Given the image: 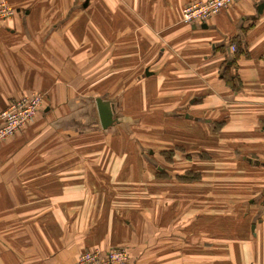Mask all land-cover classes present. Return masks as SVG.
Wrapping results in <instances>:
<instances>
[{
    "label": "crops",
    "instance_id": "obj_1",
    "mask_svg": "<svg viewBox=\"0 0 264 264\" xmlns=\"http://www.w3.org/2000/svg\"><path fill=\"white\" fill-rule=\"evenodd\" d=\"M6 1L16 14L0 23V112L6 102L25 92L46 93L50 106L46 114L38 113L34 122L0 145V264H74L84 251L114 245H128L130 264H222L220 258L229 264L228 255L235 260L247 254L245 243L236 241L231 230H218L216 222L226 218L224 214H198V191H192V185L198 187V179H161L170 194L165 209L171 214L155 213L159 199L150 193L147 200L152 208L144 219L141 202L132 194L124 195L122 186L117 196L108 191L102 197L100 192L97 198L93 196L95 186L90 180H75L80 165L69 154L70 149L56 147L58 132H39L49 121L58 122L61 118L53 114L63 113L65 108L89 109L84 113L87 117L78 118L75 110L66 114L63 126L75 128V132L65 133L67 138L83 136L85 130L78 128L90 125L95 129L93 123L101 126L97 98L110 100L115 112L117 104L99 93L95 100L76 96L75 79L105 76L113 61L120 66L145 61L143 76L135 65L116 67L114 75L121 79L124 70H131V89L144 76H163L164 92L198 93V101L177 109L192 107L198 118L216 124L213 138L219 141L222 137L239 146L227 152L214 150L228 164L211 165L208 172L200 170V181L220 192L216 197L230 198L240 184L250 182L245 178L249 173L243 176L232 164L233 156L264 169V11L258 12L264 0H241L206 22L190 25L182 21V10L198 0ZM247 25H252L248 31ZM234 44L238 50L231 49ZM169 47L176 55L180 53L181 61L197 68L196 84H186L193 80L187 73L174 72L181 65L173 64L179 59L169 54ZM184 114V118L190 117L188 112ZM119 116L123 124L125 117ZM194 162L198 165V157ZM187 165L186 172L198 173V168L195 171ZM84 166L82 172H97L96 181L104 182L102 166L97 170L94 165ZM163 169L167 168L157 167L161 173ZM212 197L211 206L218 205ZM208 215L214 218L206 224ZM204 228L210 238L205 240L208 243L198 244V237L205 235L198 230Z\"/></svg>",
    "mask_w": 264,
    "mask_h": 264
},
{
    "label": "rangeland",
    "instance_id": "obj_2",
    "mask_svg": "<svg viewBox=\"0 0 264 264\" xmlns=\"http://www.w3.org/2000/svg\"><path fill=\"white\" fill-rule=\"evenodd\" d=\"M240 1L241 0H239V2ZM15 14L14 8L8 1L0 0V23L8 22L14 18ZM182 21L189 25L191 24L183 20V10ZM251 27L252 25H247L245 30L248 31ZM234 46L236 50H238L235 44ZM169 54L173 56L176 55L172 47H169ZM179 54L176 55L179 61H173V64L180 63L181 66H178V64L176 66L177 69L174 68V72L187 73L193 80L188 79L186 84H196V81H198V76L196 75L197 68L187 61H181L182 57ZM146 64L147 62L139 60L138 62H124L120 66L119 62L113 61L111 66H109V68L107 67L105 76L94 75L88 77L86 75L83 79H75V87L79 91L74 93L76 96L95 100L93 97L99 93L98 95L109 97L117 104L118 108L116 109L115 117L119 119V124L115 123L113 128L108 129V132H104L100 124H94V120L91 121L92 119H88V122L93 123V126L96 127L95 129L89 128L90 125L84 126L78 128L80 130H85L83 136H75L74 139L70 137L67 138L65 133L75 132V128L63 126L66 124L67 120L66 114L73 113L75 110L77 112L76 115H79L78 118L87 117V114L84 113L89 111V109L82 107L80 109L65 108L63 109V113H54V117H60L61 119L58 122L49 121L39 133L46 134L50 132V130L58 132V140L60 143L56 147L60 150L70 149L69 154L74 156L72 158H74L75 163L80 165L77 166V168H80L76 170L75 180H90L95 186V189H92L93 196L97 198L100 192L102 197L107 191L117 196L119 195L118 188L122 186L124 195L129 196L132 194L134 198L139 199L142 204V215H145L144 219H146V214L150 212L152 208V204H149L147 200L150 193L159 199V201L156 202L157 210H155V213L159 215L165 213L168 215L171 214L169 210L165 209L169 206L168 199L170 194L167 193L166 182L161 179H166L170 176L186 181L198 179V187L194 188V185H192V191H198V214L207 211L209 213L219 212L224 214L226 218H220V220L216 222V226L219 227L218 230H231L235 240H239L240 244H242V240V242L245 243V247L249 250L247 254H244L242 257L238 256L240 258H236L235 260L231 259L228 255L227 260L229 264H264V169L260 167L256 169L249 165L247 161L242 160L241 156H233L235 158L232 164L234 163L236 168L239 169L240 172H243V176L245 175L244 173H249L245 175V178L250 182L249 184L245 183L244 186L240 184L241 187L236 188L235 192L231 193L230 198L223 199V197L220 199L216 197L221 196V194H217V192H220L214 191L211 187L209 188L208 186L210 185L208 183L200 181L202 179L200 170H207L208 172L211 165L217 163L228 164L225 157H221L215 152L217 151L216 149H219V152H227L236 147L239 148V146L236 145V142H226L222 137H220L221 139L219 141L216 140L215 135V138H213V133H215L213 128H217V126H215L216 124L212 126L207 124L205 119L198 118V111L194 110L192 107L188 106L187 110L177 109L178 106H182L192 100L198 101L200 99L198 93L164 92L163 78L166 77L163 76H144L133 90L129 85L132 79H134L131 70H124L126 74H124L121 79L114 75L116 67L117 69L120 67L129 68L135 65L133 68H137L136 72H139V74L143 76L145 74ZM172 78L175 79L178 78V76L173 75ZM65 83L72 88L74 87V85L70 83ZM88 85L90 86L88 87ZM86 88H88V90L83 91ZM135 90H138V92H134ZM36 94L42 97L41 109L38 116H41V113L46 114L47 112L45 110L49 108L47 105L50 106L49 96L43 92H25L19 94V96L15 98L12 97L13 99L6 102L5 108L0 112V116L4 110L10 108L19 98ZM71 95L72 93H70L69 96L71 97ZM169 101L170 107L167 106ZM187 112L190 114L188 119L184 118V113ZM180 113H182L183 116H177L178 114L180 115ZM120 114L125 117L123 124L120 123ZM121 119H123L122 116ZM2 122L1 120V124ZM49 124H51V126ZM14 135L10 137L12 138ZM217 143L219 146H217ZM197 157L198 165L194 162ZM218 157H220V160ZM186 162L189 164L187 166L193 169L195 168V171L197 170L196 168H198V173L186 172L184 168ZM205 162L210 164H205ZM84 165H94L93 167L95 170H97L96 168L98 166H102L105 176L102 181L104 182L98 183L96 181L97 172H90L91 174H88L89 176L82 172V166L86 169ZM158 166L167 169H163L161 173L157 170ZM170 167L173 169L170 170ZM248 170H250V172H247ZM153 181L159 183L153 184ZM98 184L101 187L103 185V188H97ZM127 186L129 188L128 191H126ZM115 188L117 191L114 193ZM152 188L154 190L150 192ZM211 196H213L212 201L218 205L211 206ZM106 197L109 199L111 198L109 195H106ZM80 206L83 207V204L80 203ZM106 206L108 208L110 207L108 205ZM190 209L191 208H189L188 212ZM261 213H263V217L258 216V214ZM99 214L104 216V212ZM99 214H97V216H99ZM123 216H125L124 213ZM206 218V224H208L211 222L210 219L214 217L208 215ZM259 219H262V221ZM141 223H145V220ZM202 223L205 224V222ZM253 226L254 229L252 228ZM142 227L141 233L144 234L145 228L142 230ZM198 231L199 233L205 234L203 237L206 238L201 239L203 237H198V244L208 243L205 241L209 240L207 238H210L207 230L204 228L203 231ZM226 237L227 236H224V238ZM231 237L232 236H228L229 239ZM218 242L224 244L222 241ZM113 247H125L130 252L128 245H114L108 247L96 246V248L103 249ZM203 254L210 256V253L207 254L204 252ZM230 255H232V253H230ZM225 260L220 258L219 263L222 262V264H227L223 262Z\"/></svg>",
    "mask_w": 264,
    "mask_h": 264
},
{
    "label": "built area",
    "instance_id": "obj_3",
    "mask_svg": "<svg viewBox=\"0 0 264 264\" xmlns=\"http://www.w3.org/2000/svg\"><path fill=\"white\" fill-rule=\"evenodd\" d=\"M237 2L239 0H198L185 6L183 20L191 24L206 22ZM231 49L235 51L236 47L233 45ZM41 104L40 95H26L4 110L0 116L3 121L0 126V143L31 123L40 112ZM75 264H130V252L125 247L94 248L80 254Z\"/></svg>",
    "mask_w": 264,
    "mask_h": 264
},
{
    "label": "water",
    "instance_id": "obj_4",
    "mask_svg": "<svg viewBox=\"0 0 264 264\" xmlns=\"http://www.w3.org/2000/svg\"><path fill=\"white\" fill-rule=\"evenodd\" d=\"M263 11H264V2H261L258 5V12L261 14ZM149 73L150 72L148 71L146 72V74L148 75ZM96 102H97L98 113L102 128L106 130L113 127V125L118 121V118L116 119L115 117V110L112 102L110 100H106L101 97L97 98ZM249 161L252 162L251 159H249ZM256 163L260 164L259 162ZM262 165H264V163ZM254 226L252 227L253 229Z\"/></svg>",
    "mask_w": 264,
    "mask_h": 264
}]
</instances>
